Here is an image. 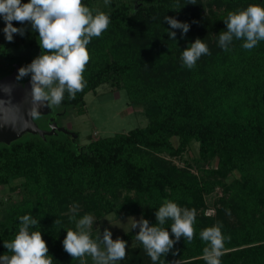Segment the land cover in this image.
<instances>
[{
    "label": "trees",
    "instance_id": "obj_1",
    "mask_svg": "<svg viewBox=\"0 0 264 264\" xmlns=\"http://www.w3.org/2000/svg\"><path fill=\"white\" fill-rule=\"evenodd\" d=\"M82 2L94 14L106 13L110 23L87 45L83 90L74 98L66 91L57 106L84 113L85 95L108 83L125 89L130 105H142L149 122L91 138L83 146L63 131L0 142V190L8 186L9 193L20 196L8 205L1 201L0 255H12L3 244L18 234L20 217L31 215L38 223L29 231L42 232L53 264H81V259L94 264L86 255L73 259L63 249L67 230H76L83 215H92L95 222L111 213L140 214L154 225L157 209L171 200L196 210L195 234L191 241L182 237L155 264H206L207 244L200 232L217 223L226 238L221 264H264V40L250 50L235 38L227 51L218 44L229 12L264 6V0H138L135 7L123 1L101 11L93 0ZM166 16L188 22V33L176 30V40L169 39ZM18 25L31 36L29 47H37L21 67L40 55L41 48L31 25ZM198 37L211 54L189 69L182 53ZM14 63L2 77L14 70ZM49 107L50 113L40 115L42 124L34 117L44 129L56 113V105ZM194 143L200 174L190 162L172 159L182 160ZM75 205L79 210L73 218ZM210 207L213 215L207 214ZM172 223L168 219L161 227L171 231ZM138 231L115 238L135 239ZM125 264L153 261L137 240L126 249Z\"/></svg>",
    "mask_w": 264,
    "mask_h": 264
},
{
    "label": "clouds",
    "instance_id": "obj_2",
    "mask_svg": "<svg viewBox=\"0 0 264 264\" xmlns=\"http://www.w3.org/2000/svg\"><path fill=\"white\" fill-rule=\"evenodd\" d=\"M109 0H105L107 4ZM191 4H196L191 0ZM0 17L5 22L3 32L7 41L12 42L14 34L25 35L24 28L16 27L13 22L30 24L33 32L38 33V44L41 54L29 64L18 70L17 80L29 77L31 94L38 103L59 104L65 92L70 98L82 91L85 86L83 72L89 62L87 45L93 37H99L109 26L110 18L104 12L93 13L82 0H0ZM169 27V39L176 40L177 31L186 35L191 25L174 16L164 17ZM226 31L219 34L218 44L227 51L234 38L243 40L242 47L254 48L264 40V6L249 5L239 11L229 12L224 20ZM182 53V62L189 69L205 54H211L208 45L201 38H196ZM79 206L70 211L78 212ZM156 224L141 217L133 218L132 228L139 229L135 239L142 243L153 264L162 254L170 252L183 237L187 241L194 238L196 210L182 208L177 203L166 200L155 212ZM171 219V231L161 227ZM21 227L11 242L3 247L12 255H0V264H53L49 255L47 241L41 231H29L38 221L31 215L20 217ZM94 217L83 215L76 222V230L68 229L63 239L64 251L75 258L85 255L92 257L94 264H116L126 256L127 241L113 238L110 229L105 228L102 237L95 240L91 237ZM222 225L217 223L200 232L201 239L207 246L203 250L206 264H221L225 236ZM81 264H84L81 259Z\"/></svg>",
    "mask_w": 264,
    "mask_h": 264
},
{
    "label": "rangeland",
    "instance_id": "obj_3",
    "mask_svg": "<svg viewBox=\"0 0 264 264\" xmlns=\"http://www.w3.org/2000/svg\"><path fill=\"white\" fill-rule=\"evenodd\" d=\"M123 1H128L133 7L138 5V0H109L107 4H105V0H93V3L95 9L101 11L111 9L113 5L120 4ZM13 24L21 28L17 22L14 21ZM4 27L5 22L0 17V77L9 70L12 62L17 65H23L24 61L22 60L25 58L30 61L37 49V47H29L31 36L26 32L23 36L14 34L13 41H7L3 32ZM6 55H10V57ZM85 101L86 110L84 113H77L76 108L73 107L66 108L56 105V113L54 114L57 124L62 127H69L75 133L71 135L72 139L77 140L81 146L88 144L91 138L98 139L113 136L119 132H128L137 127H144L149 122L142 105H130L128 92L122 88L117 89L108 83L100 85L96 91L88 92L85 95ZM37 121L41 124L43 123L40 120V115L37 116ZM173 140L176 142L175 138ZM196 158H198V144L194 143L184 154L182 160L172 159L179 164H185L184 160L190 162L193 171L200 174ZM217 192L221 193L222 190L218 189ZM19 198L18 192L9 193L8 186L1 187L0 205H2V200L7 204L16 202ZM0 217H3V210L0 213ZM141 217L143 216L140 214L126 216H116L114 213L108 214L94 222L91 228V235L95 236L94 240L97 237H102L103 230L107 228L111 230L115 239V236L126 231L137 230L138 228H132L133 218L139 220ZM136 243V239L128 240L126 249ZM85 258L87 262L93 261L89 255H86ZM116 264H125V258L122 261H117Z\"/></svg>",
    "mask_w": 264,
    "mask_h": 264
},
{
    "label": "water",
    "instance_id": "obj_4",
    "mask_svg": "<svg viewBox=\"0 0 264 264\" xmlns=\"http://www.w3.org/2000/svg\"><path fill=\"white\" fill-rule=\"evenodd\" d=\"M19 65L3 77H0V142L10 144L27 133L38 134L45 138L58 131L68 133L52 117L49 129L39 126L34 117L51 112L49 103L34 101L31 94L29 78L25 82L17 80Z\"/></svg>",
    "mask_w": 264,
    "mask_h": 264
},
{
    "label": "flooded vegetation",
    "instance_id": "obj_5",
    "mask_svg": "<svg viewBox=\"0 0 264 264\" xmlns=\"http://www.w3.org/2000/svg\"><path fill=\"white\" fill-rule=\"evenodd\" d=\"M52 117H54V115L53 116H50L48 119H47V121H49ZM55 121H56V118L54 119ZM68 130H69V135H73L74 133L70 130V128L69 127H66Z\"/></svg>",
    "mask_w": 264,
    "mask_h": 264
},
{
    "label": "built area",
    "instance_id": "obj_6",
    "mask_svg": "<svg viewBox=\"0 0 264 264\" xmlns=\"http://www.w3.org/2000/svg\"><path fill=\"white\" fill-rule=\"evenodd\" d=\"M215 212V210L213 208H209L207 210V214H213Z\"/></svg>",
    "mask_w": 264,
    "mask_h": 264
}]
</instances>
